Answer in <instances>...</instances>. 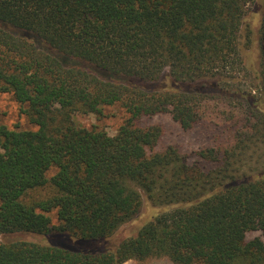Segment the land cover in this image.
I'll list each match as a JSON object with an SVG mask.
<instances>
[{
	"label": "trees",
	"instance_id": "obj_1",
	"mask_svg": "<svg viewBox=\"0 0 264 264\" xmlns=\"http://www.w3.org/2000/svg\"><path fill=\"white\" fill-rule=\"evenodd\" d=\"M253 2L0 0V94L35 126L0 124V264H264V240L245 238L264 235V8L248 16ZM248 67L260 96L241 82ZM215 97L237 101L248 125L211 170L156 150L160 128L140 124L167 112L190 129ZM115 105L125 117L113 135L73 119Z\"/></svg>",
	"mask_w": 264,
	"mask_h": 264
},
{
	"label": "rangeland",
	"instance_id": "obj_2",
	"mask_svg": "<svg viewBox=\"0 0 264 264\" xmlns=\"http://www.w3.org/2000/svg\"><path fill=\"white\" fill-rule=\"evenodd\" d=\"M249 14L258 11L262 15L264 8V0H254L250 4ZM249 22V21H247ZM246 22V24H247ZM248 26L245 23L242 26V56L245 64L248 63V54L250 45L246 40V34L248 32ZM248 78H244L241 82L246 83L245 88L251 90V93L255 96L261 95V89L259 87L258 77L253 73V70L249 69ZM240 79V78H239ZM162 82V81H160ZM169 84L168 82H163ZM163 85V84H162ZM192 88L199 89V85L193 84ZM178 87L186 88L185 84L178 85ZM189 88V87H188ZM206 91L210 92V87L206 88ZM22 107L16 102L12 95L9 93L0 94V124H4L9 128L20 129H34L35 126L29 122L25 114L22 113ZM201 118L190 128L183 129L181 126L172 119L169 113H161L153 116L144 117L140 120L142 126L156 125L161 130L156 150H162L167 146H174L178 149L179 153L186 159L190 165H199L204 170H211L219 166V159L222 152L230 147L235 141V134L237 130L245 129L248 125V120L241 114V108L237 101L229 99H219L215 97L208 100L204 105V111L201 114ZM125 117L123 109L118 106L104 107L101 115L96 116L90 113H77L73 119L79 126L92 128L97 127L104 129L109 135L115 134L117 128ZM213 149L217 154L218 160L204 159L200 156V152L204 150ZM254 155L257 158H264V147L255 148ZM54 170H50L47 175L50 176ZM39 193L34 192L32 196H37ZM149 210L147 207H142L140 214L133 222L124 224L117 232L115 239H121L126 234L134 231L135 228L143 221L148 215ZM52 222H56L55 212L50 214ZM254 237H260L264 240V235L261 231H248L245 235L246 240H250ZM123 264H175L167 257L152 258L146 261H137L130 259Z\"/></svg>",
	"mask_w": 264,
	"mask_h": 264
}]
</instances>
